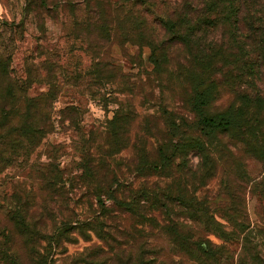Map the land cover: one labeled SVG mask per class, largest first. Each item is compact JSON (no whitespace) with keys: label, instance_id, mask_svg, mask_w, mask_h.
<instances>
[{"label":"rangeland","instance_id":"rangeland-1","mask_svg":"<svg viewBox=\"0 0 264 264\" xmlns=\"http://www.w3.org/2000/svg\"><path fill=\"white\" fill-rule=\"evenodd\" d=\"M83 1L0 0V62L10 58L5 75L0 72V107L23 110L32 102V121L41 127V137L17 148L10 127L18 119L10 115L0 128V264L12 254L33 264L8 218L17 205L36 222L33 247L46 264H264V152L209 133L192 112L196 50L169 40L153 8ZM152 2L168 12L180 0ZM135 18L154 46L136 40ZM217 64L228 76L218 77L210 114L231 103L232 90L264 94V81H238L234 65ZM182 133L206 140L210 156L185 143V156L159 165L158 149L170 156ZM143 189L157 196L169 191L173 200L185 195L197 205L193 221L177 218L178 230L193 243L207 242L213 257L175 246L161 208L137 195ZM110 198L138 203L142 216ZM172 208L182 216V208ZM64 224L67 235L54 240Z\"/></svg>","mask_w":264,"mask_h":264},{"label":"trees","instance_id":"trees-1","mask_svg":"<svg viewBox=\"0 0 264 264\" xmlns=\"http://www.w3.org/2000/svg\"><path fill=\"white\" fill-rule=\"evenodd\" d=\"M86 0L83 2L85 3ZM133 10L135 5L153 8L160 12L157 23L162 26V30L168 35V39L185 40V47L194 48L197 56L199 72H190L189 78L192 83L193 92L191 94L192 112L199 115L202 125L209 133L227 134L233 139V145L239 148H254L259 152H264V94L255 91L254 95L243 94L240 90L231 91V103L222 111L210 114V106L216 99L218 92V77L226 80V75L218 69V62L226 65H234L238 72L236 79L240 81L242 77H249L256 83L258 80L264 81V0H180V3L169 11L159 10V6L154 4L153 0H124ZM166 0H160L161 5L166 6ZM104 6L113 14L117 9L112 4L105 1ZM158 7V8H157ZM98 8H100L98 6ZM99 10V9H98ZM100 14H105L102 9ZM134 32L136 40L154 46L151 40V34L140 31L144 28L142 19L135 18ZM200 42V46H195V42ZM227 53V54H226ZM230 59L231 62L229 61ZM10 58L1 63L0 72L5 75V68L9 65ZM7 89V95L10 94ZM12 93V92H11ZM12 96V95H11ZM11 96H5L9 98ZM29 102L22 110L13 105L8 110L0 107V128L4 120L13 115L18 119L13 122L10 131L13 133V144L17 148L23 141L31 145L37 138L41 137L40 126L35 124L31 118V107ZM184 121H181L182 126ZM182 133L176 144L172 145L170 156H165L161 148L158 149L159 165L173 164L178 155L185 156V143L197 153L210 156L212 148L206 140L198 137H185ZM204 160L212 162L213 159L203 157ZM165 161V162H164ZM157 167V166H156ZM154 168V167H153ZM155 170V169H154ZM179 184V183H177ZM101 188V186H100ZM170 190V189H169ZM157 193L141 190L137 195L149 203L160 207L163 211L169 226L166 228L173 244L182 248L185 245V252L189 256L196 255L198 258L210 259L213 257L210 245L207 242L193 243L189 236L181 235L177 218L194 220L197 215L194 208L197 205L187 202L185 195L176 196L173 200L170 192H163L160 196ZM118 208L131 213H137L142 216L138 203L132 200L126 202L122 199L110 198ZM18 201V200H17ZM182 208V216L174 214L172 206ZM100 213L106 216L108 208L105 207L104 200H98ZM23 205H17L8 214V218L13 223L17 232L24 237V243L29 247L28 255L33 264H46V258L35 251L33 244L36 241L39 230L36 228L35 220L27 221V214ZM156 209V208H155ZM187 211V215H185ZM204 223L213 228L220 229L221 225L211 217L204 216ZM58 235H54V240L67 235V225L57 228ZM212 233L217 234V231ZM6 233L2 234L6 236ZM49 236L47 239H49ZM144 251H141L143 257ZM7 264H20L17 255H9Z\"/></svg>","mask_w":264,"mask_h":264}]
</instances>
